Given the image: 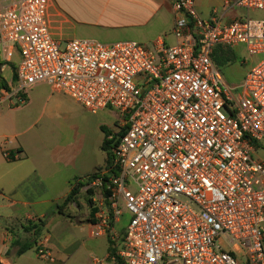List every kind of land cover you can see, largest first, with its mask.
Masks as SVG:
<instances>
[{
  "label": "built area",
  "instance_id": "obj_1",
  "mask_svg": "<svg viewBox=\"0 0 264 264\" xmlns=\"http://www.w3.org/2000/svg\"><path fill=\"white\" fill-rule=\"evenodd\" d=\"M173 2L174 44L74 39L63 47L51 33L50 0H0V56L20 55L16 81L0 86V109L24 105L32 87L47 83L94 115L119 114V174L93 231L120 246L113 262L264 264V162L254 155L264 143V19L224 23L214 10L204 20L195 0ZM232 5L264 11V0ZM239 45L259 60L234 100L213 55ZM48 242L37 256L55 262Z\"/></svg>",
  "mask_w": 264,
  "mask_h": 264
},
{
  "label": "crops",
  "instance_id": "obj_2",
  "mask_svg": "<svg viewBox=\"0 0 264 264\" xmlns=\"http://www.w3.org/2000/svg\"><path fill=\"white\" fill-rule=\"evenodd\" d=\"M67 1L75 7L86 5L87 16L91 19L85 28V38L77 39L106 44L130 40L146 47H154L160 39L167 44L176 42L172 34L174 0ZM228 1L234 0H195V9L204 20H211L217 10L224 23L249 15V11L234 5L226 8ZM59 18L71 22L58 1L50 0L48 19L54 38L64 35V26L57 24ZM0 58L3 61L1 75L11 84L20 55L17 53L11 62ZM258 60L250 56L243 45L215 49L213 61L234 100L242 96L245 75ZM87 112L91 113L71 97L54 92L47 83L32 87L24 105L0 109V264H35L39 259L37 251L35 255L29 252L33 248L38 250L45 238L49 239L47 247L53 252L49 236L40 237L36 233L38 229L30 232L28 228L43 224L48 228L49 216L68 196L74 180L92 175L105 165L107 156L101 148L105 138L103 127L116 133V123L107 125L101 119L106 114L115 115V111L91 113L96 119L87 116ZM259 144L254 155L264 162V143ZM260 151L263 155H259ZM6 153H12L14 160H9ZM92 199L94 205L90 206L87 223L94 237L98 213L108 205V200L98 193ZM93 209L96 214L92 216ZM123 217L115 226L118 235L126 229L122 226ZM101 237L108 242V259L109 240ZM31 243L32 248L23 252ZM116 247L120 249L117 244Z\"/></svg>",
  "mask_w": 264,
  "mask_h": 264
},
{
  "label": "rangeland",
  "instance_id": "obj_3",
  "mask_svg": "<svg viewBox=\"0 0 264 264\" xmlns=\"http://www.w3.org/2000/svg\"><path fill=\"white\" fill-rule=\"evenodd\" d=\"M57 1L71 19V22H68L59 18L57 22L58 25L64 26V35L62 37L58 36L55 39L64 47L68 42L74 39L85 38V28L86 25L91 23V19L87 16L86 5L83 4L82 6L75 7L74 5L69 4L67 0ZM248 16L254 19H264V12L249 11V15H246L244 18ZM5 75L10 80L9 73L6 72ZM114 114L115 115L106 114L101 120L107 125H113L116 123L115 131L116 133H119L121 131L120 117L116 111ZM93 115L91 113L87 114L90 118L96 119L97 116ZM259 155H263V152L260 151ZM84 191L86 192V189ZM101 191L102 190L99 188L96 193H98V195L102 194L106 199ZM85 192L84 195L86 194ZM64 212L71 218L68 219L67 217H63L59 214L58 209L55 208L48 218V228L44 225L40 234V237L42 235L50 237V244L53 246L52 254L55 258V262H43L36 259L35 264H117L106 258L108 247L107 240L102 237L91 236V228L87 223L90 206L86 202L85 197H82L77 204L68 206ZM129 219L130 213L124 211L123 228L127 227ZM122 235L123 232L119 234V238H121ZM105 236L109 239L108 234ZM110 238L112 239V237ZM113 242L116 243L115 241ZM221 243L225 249H233V246L227 241V239H221ZM32 244L33 243H31V245ZM31 251L32 252H29L30 255H35L37 250L33 248Z\"/></svg>",
  "mask_w": 264,
  "mask_h": 264
},
{
  "label": "trees",
  "instance_id": "obj_4",
  "mask_svg": "<svg viewBox=\"0 0 264 264\" xmlns=\"http://www.w3.org/2000/svg\"><path fill=\"white\" fill-rule=\"evenodd\" d=\"M1 58H0V66L2 65L1 62ZM16 76L13 80V82L16 81ZM0 86H8V83L3 79L1 72H0ZM103 132L105 134V138L102 144V150L106 153L107 159H106V163L103 166H100L97 168V171L92 174L89 175L87 177H83V178H76L74 180V182L72 183V189L70 191V193L68 194V196L64 199V201L58 205V211L60 213V215H62L63 217H67L68 219L71 218L70 216H67L64 212V210L73 204H77L79 202V200L82 197H85L86 202L88 203L89 206H93L94 205V201L92 199V197L96 194L97 189H101L103 192V194L105 195V197L107 198L109 196V193L107 191V184L110 181L111 177L114 175H118L119 174V169L117 166H115V150L119 144V138L121 137V135L125 132V130L120 131L119 133H114L113 131H111L110 129H107L106 127H103ZM260 146L259 143H255V149H258ZM6 156L9 160H14V156L12 153H6ZM101 179L103 186L102 187H97L94 185L95 181ZM84 188H88L86 190V192L83 190ZM84 192L86 193L84 195ZM92 216L94 214H96V210L93 209L92 210ZM45 224H43L42 226H44ZM41 225H34L33 227L28 228V230L30 232H33L34 229H38L37 235L40 236L42 230H41ZM124 234V233H123ZM109 237V258L108 260H112V257L116 255L117 253V247H116V243H114L112 241V239ZM29 248H32V245H27L25 247V249L23 250V252H25L26 250H28ZM22 252V253H23ZM118 264H122V261L120 259H118Z\"/></svg>",
  "mask_w": 264,
  "mask_h": 264
}]
</instances>
